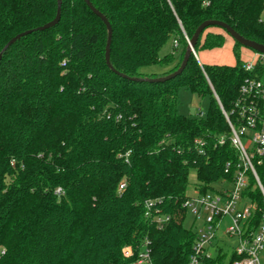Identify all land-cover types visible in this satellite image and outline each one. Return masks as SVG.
<instances>
[{
  "label": "trees",
  "instance_id": "obj_1",
  "mask_svg": "<svg viewBox=\"0 0 264 264\" xmlns=\"http://www.w3.org/2000/svg\"><path fill=\"white\" fill-rule=\"evenodd\" d=\"M90 1L113 28L117 72L105 59L108 29L85 0H63L60 21L44 30L58 0H0V52L32 30L0 62V264H132L145 245L153 264H187L196 234L181 202L191 172L201 191L232 177L226 164L238 154L222 108L233 111L245 78L264 81V64L246 72L234 40V65L192 54L167 77L204 21L264 44V0ZM225 34L208 27L195 50L222 47ZM151 66L169 68L144 72ZM182 88L209 97L204 117L179 112ZM255 166L264 186V160ZM248 193L263 208L261 190ZM148 200L170 214L167 224L146 215Z\"/></svg>",
  "mask_w": 264,
  "mask_h": 264
},
{
  "label": "built area",
  "instance_id": "obj_2",
  "mask_svg": "<svg viewBox=\"0 0 264 264\" xmlns=\"http://www.w3.org/2000/svg\"><path fill=\"white\" fill-rule=\"evenodd\" d=\"M261 22L264 24V15ZM194 55L197 57L196 50ZM258 62L264 64V55L256 52L254 61L244 62L246 72L252 73ZM240 92L241 97L231 113L222 108L231 130L229 140L238 154L236 164H226L227 174L234 168L232 177H223L206 191L193 187L181 202L184 219L189 214L193 217L190 229L196 234L187 264H225V255L219 247V241L222 242L218 238L219 232H223V239L224 236L236 239L228 264H264V186L255 166L256 160L258 163L264 160V81L256 76L247 77L241 84ZM205 114L201 110L197 113L200 117ZM226 141V135L218 138L220 145ZM196 147L199 153H203L204 141L197 139ZM251 185L261 190L263 208L248 193ZM125 186V181H122L119 191ZM57 192L60 193L61 189ZM145 207L146 215L155 224L162 227L170 221V214L163 213L153 200H148ZM227 218L229 224L224 227ZM124 253L129 256L131 252ZM132 264H153L148 246H144Z\"/></svg>",
  "mask_w": 264,
  "mask_h": 264
},
{
  "label": "rangeland",
  "instance_id": "obj_3",
  "mask_svg": "<svg viewBox=\"0 0 264 264\" xmlns=\"http://www.w3.org/2000/svg\"><path fill=\"white\" fill-rule=\"evenodd\" d=\"M210 30L212 31H220L223 32V30L219 29V28H210ZM225 33V32H224ZM229 35V34H228ZM230 36V35H229ZM173 48V40L171 39L160 51L161 56L169 53L172 51ZM246 49L244 50L245 53L248 54H242L241 55V59H244V61H252L254 59L253 55L254 52L245 47ZM210 56H211V60L213 61H223V62H233L235 60L234 54L232 52V46H230L229 44H227V42L220 48L217 49H213L210 50ZM198 54H201L200 49H198ZM167 66H151V67H147L144 68V72L146 73H154V72H163L164 70H166ZM208 105H209V97H200L197 94L191 92L188 89L182 88L179 94V104H178V110L180 113L185 114V115H197V113L199 112V110L203 111L206 113L207 109H208ZM190 180H191V185L189 187L188 192L191 193L193 190V185L196 183V171L193 170L191 172V176H190ZM193 221V217L189 214L186 219H185V226L187 228L191 227ZM229 224V219H225V225ZM223 232H219L218 233V238L220 240H222V242L219 241V247L222 249V253L225 255L224 258V263L228 264L231 257H232V253H233V247H234V243L236 242V239H227L226 236L225 239H223ZM262 261L264 262V252L262 253Z\"/></svg>",
  "mask_w": 264,
  "mask_h": 264
},
{
  "label": "water",
  "instance_id": "obj_4",
  "mask_svg": "<svg viewBox=\"0 0 264 264\" xmlns=\"http://www.w3.org/2000/svg\"><path fill=\"white\" fill-rule=\"evenodd\" d=\"M86 3L88 4V6L91 8V10L96 13L101 19L102 21L105 23L107 29H108V42H107V46H106V54H105V59H106V63L107 65L113 70L116 71L113 67V65L111 64V41H112V35H113V28L111 26V23L109 22V20L99 11L97 10L94 5L91 3L90 0H85ZM62 2L63 0H58V10H57V14L56 17L51 20L50 22L38 27V30H44V29H48L51 28L53 26H55L61 19V8H62ZM211 26H218L223 28L234 40H236L237 42H239L240 44H242L244 47L250 48L258 53H261L264 55V44H261L259 42H256L254 40H249L244 38L243 36H241L237 31H235L232 27H230L228 24L222 22V21H217V20H207L204 21L203 23H201V25L197 28V30L195 31L193 37L191 39L188 38V46H187V50L185 53V58L183 60L182 65L180 66V68L178 69V71H176L174 74H172L169 77H173L176 76L177 74H180L190 56L192 54H194V50L195 47L198 43L199 37L202 35V33ZM30 32H32V30H27L25 32H21L19 34H17L16 36L12 37L3 47L2 51L0 52V62L2 60L3 54L4 52L11 46L13 45L18 39H20L21 37L29 34ZM117 72V71H116Z\"/></svg>",
  "mask_w": 264,
  "mask_h": 264
},
{
  "label": "crops",
  "instance_id": "obj_5",
  "mask_svg": "<svg viewBox=\"0 0 264 264\" xmlns=\"http://www.w3.org/2000/svg\"><path fill=\"white\" fill-rule=\"evenodd\" d=\"M225 36H226L225 43L227 42V44H229L230 46H232V52H233V47H234L235 41L228 34H225ZM213 49H217V48H213ZM213 49H208V50L207 49H200L201 54L200 53L198 54V52L196 51L197 52V59H198V61L201 64H228V65H234L236 63V57H235V55H234L235 60L233 62H223V61L220 62V61H213V60H211L210 59L211 58L210 53H208V52H211L210 50H213ZM245 49L246 48L244 46L241 48V55L242 54H245L248 57V54L245 53V51H244ZM181 50H182V48L180 47L179 48V52L177 53V57L179 56ZM252 51L254 52V55H253L254 59L252 61H254L256 59V51H254V50H252ZM233 54H234V52H233ZM242 60L244 61V59H242ZM244 62H246V61H244Z\"/></svg>",
  "mask_w": 264,
  "mask_h": 264
}]
</instances>
